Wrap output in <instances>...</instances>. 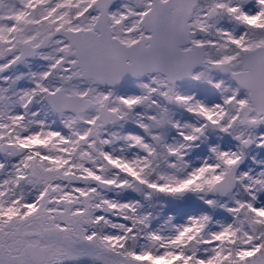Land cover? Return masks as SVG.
I'll return each instance as SVG.
<instances>
[{"label":"snow or ice","instance_id":"1","mask_svg":"<svg viewBox=\"0 0 264 264\" xmlns=\"http://www.w3.org/2000/svg\"><path fill=\"white\" fill-rule=\"evenodd\" d=\"M0 264H264V0H0Z\"/></svg>","mask_w":264,"mask_h":264}]
</instances>
